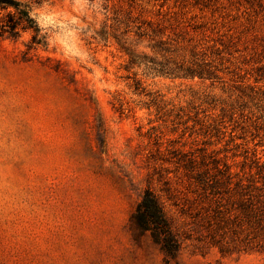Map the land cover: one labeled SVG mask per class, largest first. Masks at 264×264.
<instances>
[{
	"label": "rangeland",
	"instance_id": "374dc122",
	"mask_svg": "<svg viewBox=\"0 0 264 264\" xmlns=\"http://www.w3.org/2000/svg\"><path fill=\"white\" fill-rule=\"evenodd\" d=\"M23 1L46 43L0 36V264H264V0ZM159 35L211 77L150 69ZM145 187L174 259L130 225Z\"/></svg>",
	"mask_w": 264,
	"mask_h": 264
},
{
	"label": "trees",
	"instance_id": "16d2710c",
	"mask_svg": "<svg viewBox=\"0 0 264 264\" xmlns=\"http://www.w3.org/2000/svg\"><path fill=\"white\" fill-rule=\"evenodd\" d=\"M0 11L3 12L0 16V36L16 37L21 30H27L30 32L28 47L46 43V36L41 32L36 20L30 14L26 2L23 0L22 3H20V0H0ZM164 43L162 35H159L152 45L153 50L163 56L164 62L156 64L151 61V65L148 66L150 69L157 73L173 76L197 75L199 77H211L212 71L199 63H176L171 60V56L165 57V53H172L175 48H170ZM238 185L242 188L240 182ZM259 196L260 194L250 195L252 199L249 198L248 206H240L244 210H250V216H252L256 225H260L264 220L261 214L264 199ZM129 222L140 234L147 233L151 240L159 246L166 258L174 259L176 257L180 241L171 225V221L164 212L161 201L150 188L145 187L140 193L139 199L129 216Z\"/></svg>",
	"mask_w": 264,
	"mask_h": 264
},
{
	"label": "clouds",
	"instance_id": "9594fccd",
	"mask_svg": "<svg viewBox=\"0 0 264 264\" xmlns=\"http://www.w3.org/2000/svg\"><path fill=\"white\" fill-rule=\"evenodd\" d=\"M20 3H22V0H20Z\"/></svg>",
	"mask_w": 264,
	"mask_h": 264
}]
</instances>
